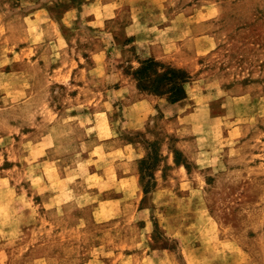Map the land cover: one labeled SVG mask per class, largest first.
<instances>
[{
  "label": "rangeland",
  "instance_id": "374dc122",
  "mask_svg": "<svg viewBox=\"0 0 264 264\" xmlns=\"http://www.w3.org/2000/svg\"><path fill=\"white\" fill-rule=\"evenodd\" d=\"M0 264H264V0H0Z\"/></svg>",
  "mask_w": 264,
  "mask_h": 264
},
{
  "label": "trees",
  "instance_id": "16d2710c",
  "mask_svg": "<svg viewBox=\"0 0 264 264\" xmlns=\"http://www.w3.org/2000/svg\"><path fill=\"white\" fill-rule=\"evenodd\" d=\"M134 76L141 90L159 95L167 94L173 104L187 97L185 83L188 75L185 71L166 67L154 57L142 60L141 66L134 71Z\"/></svg>",
  "mask_w": 264,
  "mask_h": 264
}]
</instances>
